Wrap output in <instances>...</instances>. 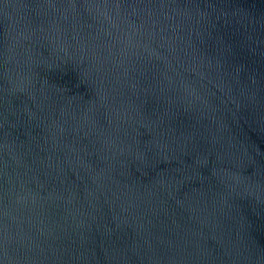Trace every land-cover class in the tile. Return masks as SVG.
Wrapping results in <instances>:
<instances>
[{
	"label": "water",
	"instance_id": "obj_1",
	"mask_svg": "<svg viewBox=\"0 0 264 264\" xmlns=\"http://www.w3.org/2000/svg\"><path fill=\"white\" fill-rule=\"evenodd\" d=\"M0 264H264V0H0Z\"/></svg>",
	"mask_w": 264,
	"mask_h": 264
}]
</instances>
